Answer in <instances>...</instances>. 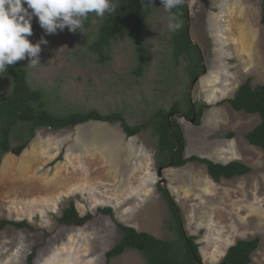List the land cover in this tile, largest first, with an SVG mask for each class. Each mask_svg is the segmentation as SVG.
<instances>
[{
    "label": "rangeland",
    "instance_id": "obj_1",
    "mask_svg": "<svg viewBox=\"0 0 264 264\" xmlns=\"http://www.w3.org/2000/svg\"><path fill=\"white\" fill-rule=\"evenodd\" d=\"M188 8L189 35L203 65L196 80L189 71L198 56L173 57L169 13L161 0H155L146 20L140 50L118 34L109 59L100 63L88 44L101 18L94 15L82 33L65 28L47 35L34 17L28 39L48 40L41 45V64L16 63L25 67L30 87L42 91L54 114L117 111L136 125L177 101L181 110L173 117L183 130L185 156L237 160L251 171L217 183L194 161L164 167L160 180L151 128L135 136H127L119 123L102 121L37 128L19 155L0 157V220H25L37 230L0 229V264H26L39 243L34 264H145L133 250L109 261L105 254L120 238L115 220L158 238H175L159 187L180 209L186 233L197 237L203 264H215L238 239L253 237H259V246L251 264H264V151L245 138L260 117L227 102L217 104L233 97L247 77L253 85L264 83L260 0H188ZM10 79L0 80V97L10 91ZM188 102L210 105L198 125L182 115ZM20 134L17 128L13 146ZM71 200L80 215L94 217L79 227L59 225L57 218ZM99 207H111L113 217L97 214Z\"/></svg>",
    "mask_w": 264,
    "mask_h": 264
},
{
    "label": "trees",
    "instance_id": "obj_2",
    "mask_svg": "<svg viewBox=\"0 0 264 264\" xmlns=\"http://www.w3.org/2000/svg\"><path fill=\"white\" fill-rule=\"evenodd\" d=\"M155 0H153L154 4ZM153 6V5H152ZM152 6L144 8L142 0H117V10L111 16L101 18L96 35L88 44V49L97 55L100 63L109 59L108 49L114 36L125 34L134 44L137 50L144 47L145 23L152 11ZM260 22L264 26V0H260ZM182 23V27L171 32V44L173 57L176 61L181 56H198L189 71L190 78L194 80L203 71L202 59L197 47L187 35V23L189 20L188 0L182 7L173 9ZM95 14H89L84 22V27L90 25ZM10 76V91L0 97V157L6 153L19 155L35 136L37 128H49L60 130L73 128L88 121H102L119 123L122 131L127 136H135L142 131L151 128L157 139L156 166L166 167L169 162L174 167H183L189 162H199L206 166L209 177L219 183L222 179H231L235 176H243L251 171V167L237 160L226 163L214 162L198 155L185 156V140L181 126L173 115L181 110L177 101L170 108H160L152 117L142 123L130 125L123 114L117 111L100 113L96 109L69 112L64 115L50 112L46 106L42 91L32 89L28 83V74L25 67L15 63L10 66L0 80ZM252 78L247 77L242 82L233 97L224 99L217 104L227 102L234 110L244 111L249 114H258L260 121L245 134L246 140L264 151V83L253 85ZM210 105L206 103L188 102L184 114L187 117H195V124H200L204 110ZM19 128V143L11 144L13 133ZM170 211L171 221L169 227L175 234L174 239L158 238L145 231H137L134 227L124 225L115 220V225L120 233L119 240L106 252V260L117 257L127 250H133L141 254L145 264H203L199 251L197 237L187 234L183 226V216L180 209L172 200L169 192L159 187ZM97 214L113 217L111 207H99ZM94 217V213L80 215L74 201H69L57 218L59 225L82 226ZM12 226L19 230L37 231L27 221L0 220V229ZM36 244L28 254L26 264H34L36 252L40 247ZM259 246V237L250 239H238L230 245L223 258L215 264H251L252 255Z\"/></svg>",
    "mask_w": 264,
    "mask_h": 264
},
{
    "label": "clouds",
    "instance_id": "obj_3",
    "mask_svg": "<svg viewBox=\"0 0 264 264\" xmlns=\"http://www.w3.org/2000/svg\"><path fill=\"white\" fill-rule=\"evenodd\" d=\"M185 0H161L169 13V30L175 32L182 27L173 9L183 6ZM144 8L153 5V0H142ZM153 7V6H152ZM117 10V0H0V76L17 61L27 59L28 66L40 63L41 45L48 40L41 36L36 43L28 37L33 35L32 21L38 19L39 26L47 35L64 31L82 33L89 14L104 18Z\"/></svg>",
    "mask_w": 264,
    "mask_h": 264
},
{
    "label": "water",
    "instance_id": "obj_4",
    "mask_svg": "<svg viewBox=\"0 0 264 264\" xmlns=\"http://www.w3.org/2000/svg\"><path fill=\"white\" fill-rule=\"evenodd\" d=\"M188 22H189V20H188ZM187 35H188V37H189V39L191 40V38H190V35H189V24L187 23ZM192 41V40H191ZM196 78L197 77H195L194 78V80H196ZM184 117H187L184 113L182 114ZM188 118V117H187ZM189 121L190 122H192V123H194L195 122V117H193V118H189ZM167 166H172V163L171 162H169V164L167 165ZM166 166V167H167ZM164 167H160L159 168V171H158V173H159V179L161 180L162 179V177H161V170L163 169ZM203 262V261H202Z\"/></svg>",
    "mask_w": 264,
    "mask_h": 264
},
{
    "label": "flooded vegetation",
    "instance_id": "obj_5",
    "mask_svg": "<svg viewBox=\"0 0 264 264\" xmlns=\"http://www.w3.org/2000/svg\"><path fill=\"white\" fill-rule=\"evenodd\" d=\"M179 113V112H178Z\"/></svg>",
    "mask_w": 264,
    "mask_h": 264
}]
</instances>
